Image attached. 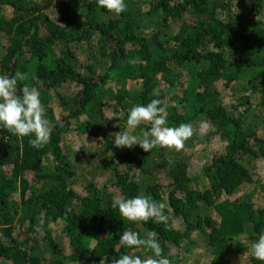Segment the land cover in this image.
<instances>
[{
	"label": "trees",
	"instance_id": "1",
	"mask_svg": "<svg viewBox=\"0 0 264 264\" xmlns=\"http://www.w3.org/2000/svg\"><path fill=\"white\" fill-rule=\"evenodd\" d=\"M125 3L116 15L98 0H0V75L28 73L20 87L38 88L53 129L37 149L34 135L0 128V264H111L133 252L119 242L126 229L156 231L171 264H188L201 244L210 264H232L231 251L264 264L251 253L264 207L231 199L264 160V0ZM133 57L140 63L128 64ZM152 99L164 101L167 126L205 121L206 137L220 142L199 175L182 152L202 140L196 134L180 151L115 146L129 109ZM108 111L122 115L117 126ZM72 134L92 141L76 157ZM141 194L166 203L175 227L127 221L111 206L115 195Z\"/></svg>",
	"mask_w": 264,
	"mask_h": 264
},
{
	"label": "clouds",
	"instance_id": "2",
	"mask_svg": "<svg viewBox=\"0 0 264 264\" xmlns=\"http://www.w3.org/2000/svg\"><path fill=\"white\" fill-rule=\"evenodd\" d=\"M101 8L120 15L127 10L125 0H98ZM130 65L140 63L138 57L127 61ZM29 80L28 73L17 71L14 76L0 75V128L7 129L14 135L21 137L34 135L29 144L34 148H41L48 144L53 131L50 122L45 118V107L40 99V92L37 87L20 82ZM160 88L153 89V95L160 96ZM164 101L152 99L146 105H135L129 109L125 130L111 133L114 136V144L117 148L127 147L131 149L139 145L144 152H151L157 146L175 149L180 151L196 133L197 129L193 124L181 123L178 127L167 126V111L161 106ZM141 123L150 124V130L142 136L132 134L130 130L136 129ZM207 123L201 121L199 129L201 132L207 128ZM81 148H77V152ZM113 209H119L120 216L131 222H148L163 224L165 230L175 227L171 222L170 215L165 213L167 204L157 202L150 195H138L133 198H124L115 195L112 199ZM156 231H149L145 238H141L137 231L126 229L120 236V245L133 249L130 254H124L119 259H113L111 264H171L169 258L163 255V249L158 242ZM144 248L154 255L141 259L135 253V249ZM251 253L255 259L264 262V233L252 243ZM100 264H108L107 259H101Z\"/></svg>",
	"mask_w": 264,
	"mask_h": 264
},
{
	"label": "rangeland",
	"instance_id": "3",
	"mask_svg": "<svg viewBox=\"0 0 264 264\" xmlns=\"http://www.w3.org/2000/svg\"><path fill=\"white\" fill-rule=\"evenodd\" d=\"M224 92L227 91L225 90ZM106 118H108V120H111L110 123L113 127H115L121 120L122 115L118 114L117 112L108 111L106 114ZM208 130V127L203 130V132L198 129L195 134L196 136H200L202 140L197 143H193L192 147H186L184 148V151H182L183 155L190 159V173L193 177L199 175L202 168L211 162V157L214 151L220 150L221 144L219 141H216V139L212 140L206 137V135L208 134ZM81 141H84V144L86 145L92 144V141L86 138V136L78 137V135L76 134H72L70 136V153L75 157L77 156V148H79ZM250 163L254 164L253 162H251V160ZM251 172V176L254 181L251 183H246L245 186L237 190L236 193L231 197V199L245 197L247 199H250L249 201L252 202L256 208L260 209L264 207V160L257 163V168L253 169ZM99 182H102V180L98 179V181H96V183ZM82 183L83 182H81V184ZM179 222H176L178 224L177 226L180 227L181 230H183L184 226L182 227V222ZM51 229L54 230L57 235L61 236V239L63 241L62 243L64 245L68 244V239L64 236L65 234L63 235V225H58L55 228L54 226H52ZM243 242L245 243V241ZM203 247V244H201V246L198 245L196 248H193V252L189 254L188 264L211 263V259L207 257L206 250ZM228 259L232 264H250L247 251L245 253H234L233 251H231L228 255Z\"/></svg>",
	"mask_w": 264,
	"mask_h": 264
}]
</instances>
